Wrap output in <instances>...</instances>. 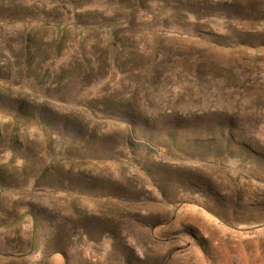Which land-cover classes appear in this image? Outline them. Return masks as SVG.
Wrapping results in <instances>:
<instances>
[{"label":"rangeland","instance_id":"obj_1","mask_svg":"<svg viewBox=\"0 0 264 264\" xmlns=\"http://www.w3.org/2000/svg\"><path fill=\"white\" fill-rule=\"evenodd\" d=\"M0 264H264V0H0Z\"/></svg>","mask_w":264,"mask_h":264}]
</instances>
